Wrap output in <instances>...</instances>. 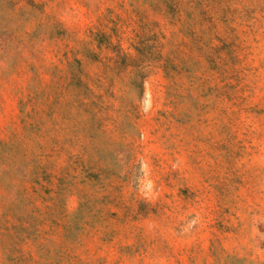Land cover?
Instances as JSON below:
<instances>
[{
  "label": "rangeland",
  "instance_id": "rangeland-1",
  "mask_svg": "<svg viewBox=\"0 0 264 264\" xmlns=\"http://www.w3.org/2000/svg\"><path fill=\"white\" fill-rule=\"evenodd\" d=\"M0 264H264V0H0Z\"/></svg>",
  "mask_w": 264,
  "mask_h": 264
}]
</instances>
